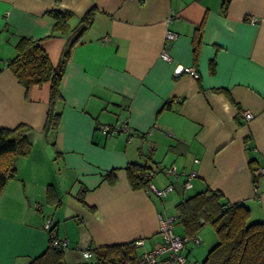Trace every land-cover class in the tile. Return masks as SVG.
Segmentation results:
<instances>
[{"label":"crops","instance_id":"crops-1","mask_svg":"<svg viewBox=\"0 0 264 264\" xmlns=\"http://www.w3.org/2000/svg\"><path fill=\"white\" fill-rule=\"evenodd\" d=\"M51 9L73 13L65 34H51ZM89 9L92 21L71 47L60 82L58 126L46 135L49 82L24 86L6 62L24 36L57 64ZM168 29L177 34L167 46L171 62L159 57ZM175 65L193 66L197 76L174 77ZM243 109L254 117L244 119ZM121 122L130 137L100 129ZM20 123L30 127L32 147L15 159L16 173L0 193V264H28L44 252L46 218L68 241L66 264H85V249L140 238L150 248L160 238L158 214H176L180 199L206 188L264 221V175L254 172L264 167V0H229L225 10L222 0H0V128ZM131 164L157 169L148 183L172 181V191L156 197L145 185L132 187ZM201 228L199 243L183 249L187 264L189 254L202 251V261L217 242Z\"/></svg>","mask_w":264,"mask_h":264},{"label":"trees","instance_id":"trees-1","mask_svg":"<svg viewBox=\"0 0 264 264\" xmlns=\"http://www.w3.org/2000/svg\"><path fill=\"white\" fill-rule=\"evenodd\" d=\"M228 2L229 0H222L223 10ZM46 14L53 20L51 34H65L69 30V21L73 17L70 10L51 9ZM92 16V9H89L80 18L79 33L69 42L57 64L50 61L37 40L24 36L17 38L16 53L6 62L7 68L24 86L49 82V104L43 126L46 135L58 126L60 111L56 103L61 100L60 82L70 49L90 25ZM201 37L202 23L196 27L193 35L194 54L198 53ZM29 130L30 127L23 123L12 128H0V193L16 173L15 159L27 155L31 150ZM111 174H106V177ZM143 174L142 165H128L127 175L132 187L148 184L149 180L145 181ZM50 191L48 190V195ZM175 210L183 234L189 237L195 235L203 224H211L214 229L217 242L208 250L201 264H264V221L251 220L245 203L229 202L220 190L206 188L180 199L175 204ZM53 231V228L48 231L49 239L45 251L31 259L28 264H66L63 248L51 245ZM92 250L101 259H106L111 254L124 256L133 253V243Z\"/></svg>","mask_w":264,"mask_h":264},{"label":"built area","instance_id":"built-area-1","mask_svg":"<svg viewBox=\"0 0 264 264\" xmlns=\"http://www.w3.org/2000/svg\"><path fill=\"white\" fill-rule=\"evenodd\" d=\"M251 22H255L254 18H250ZM176 33L171 30H166L164 37V45L160 50L159 57L167 62L172 61L171 55L168 53L167 46L176 37ZM183 73L190 74L193 77L197 76L196 69L193 66L175 65L172 70L174 77H178ZM240 116L246 120H250L254 117V114L248 109L240 110ZM101 131L106 135H114L118 133H128V125L126 122H121L114 125H101ZM129 139V138H128ZM157 170V169H156ZM156 170L144 171V180H150V177L156 172ZM255 174L264 175V167L255 169ZM166 173L176 174L173 167H167ZM196 176L195 171H190L186 174L184 182V188H190L192 186L191 180ZM173 183L170 181L163 187H154L149 183L145 186V191L156 197H163L168 192L172 191ZM177 220V213L174 215H168L163 212L158 214L159 240L155 241L150 248L144 247V239H136L133 243V253L128 255H110L106 259H101L94 254L93 250L85 249L82 251V255L86 260L85 264H187L186 256L183 253V249L186 243L193 240L196 244L200 239L193 235L191 237L185 234H177L174 231L175 222ZM44 229L47 231L51 228V219L46 218L43 223ZM68 244L67 239H59L55 234L51 236V245L59 248H65ZM138 251V252H136Z\"/></svg>","mask_w":264,"mask_h":264},{"label":"rangeland","instance_id":"rangeland-1","mask_svg":"<svg viewBox=\"0 0 264 264\" xmlns=\"http://www.w3.org/2000/svg\"><path fill=\"white\" fill-rule=\"evenodd\" d=\"M170 210L172 211V207H170ZM201 229H204L205 231H208L209 234L212 235V238L215 237V232H214V229L213 227L211 226V224H206L204 225ZM182 230V227L181 225L178 224V222L175 224L174 226V231L175 232H180ZM210 236V235H209ZM201 238V237H200ZM202 239V238H201ZM201 248L204 246V244L201 242ZM199 245V246H200ZM198 246V245H197ZM203 252L202 251H199L197 250L196 252H192L191 254H189V259L190 261L192 262V264H200V261L202 259V255Z\"/></svg>","mask_w":264,"mask_h":264}]
</instances>
